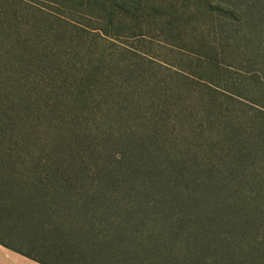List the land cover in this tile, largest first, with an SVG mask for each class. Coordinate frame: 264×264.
I'll use <instances>...</instances> for the list:
<instances>
[{"label":"trees","instance_id":"16d2710c","mask_svg":"<svg viewBox=\"0 0 264 264\" xmlns=\"http://www.w3.org/2000/svg\"><path fill=\"white\" fill-rule=\"evenodd\" d=\"M51 4L53 13L0 0V184L9 194L15 190L40 204L30 191L41 196L70 192L85 204L123 208V220L137 212L146 218L143 214L155 206L134 203L137 191L146 198L173 193L182 212L173 224L182 249L168 246L158 234L127 238L118 229H106L120 240L188 253L183 261L191 264H264V231L255 237L213 234L183 219L187 206H211L213 219L228 220L233 231L234 221L255 222L264 214L256 204L260 194L251 195L263 178L249 169L255 158H264V147L231 120L209 122V134L191 121L181 122L186 103L177 90L187 84L183 76L177 74L172 86L161 77L163 68L128 49L107 47L109 39L141 37L152 25L160 26L164 39L181 40L180 30L168 27L174 20L168 13L160 16V7L148 0ZM221 6L207 7L237 16L233 5ZM171 115L179 118L175 124ZM198 136L230 143L202 149L194 144ZM52 153L56 159L49 157Z\"/></svg>","mask_w":264,"mask_h":264},{"label":"rangeland","instance_id":"374dc122","mask_svg":"<svg viewBox=\"0 0 264 264\" xmlns=\"http://www.w3.org/2000/svg\"><path fill=\"white\" fill-rule=\"evenodd\" d=\"M10 1L22 3L24 6L28 5L32 9L42 12L53 13L55 11L51 4L53 0ZM148 1L160 7L162 12L159 14L160 16L166 18V13H168V16L174 20V24H170L168 27L178 28L183 35L179 38L181 40L164 39V36L159 34L160 26L151 24L150 29L142 30L144 35L141 37L109 39L107 47L114 44L113 48L128 49L148 63L163 68L166 75L161 77L167 76L166 80L172 86L176 85L177 74L183 76V80H186L187 84H180L182 90H177L186 103L185 111L179 114L182 118L181 122L191 121L195 127L199 126V131L202 130L209 134V122L219 121L226 125L231 120L235 128L248 133L247 137L252 133L253 141L257 142L259 147H264V0ZM208 3H211L213 7L220 4L221 7L228 9L233 5L236 8L235 15L237 16H232V18L217 11L211 12L207 7ZM249 6L251 8H248ZM155 20L159 22V18ZM84 28L89 30L86 25ZM177 91L175 93H178ZM189 115L194 119L192 120ZM173 117L171 115L175 124L179 118ZM206 117H208V121L204 120ZM187 125L188 123L185 122L184 127H188ZM175 126L176 129L180 127L179 124ZM192 129L195 128L192 126ZM223 137L225 138V136ZM220 139V137L214 136L210 142H206L203 139L200 140L198 136L194 144L205 149V144L215 146L216 143H230L229 138H225L224 142ZM48 151L49 149L46 150L44 156H47ZM49 157L56 159V153H52ZM255 159L257 160L249 169L255 171L263 179L260 183H256L255 190L251 191V195L260 194L256 198V204L258 208L264 210V158ZM214 160L219 159L214 158ZM89 166L94 167L93 165ZM16 185L20 186L21 183ZM135 190L137 191V189ZM35 192L30 191V196L37 198L45 207L46 205L59 206V209L64 210V213L68 211L72 214L78 213V216L86 217L87 221L94 223L102 221L103 230H106V227L108 229L115 228L125 234L127 238L154 233L158 234L161 239L166 238L168 246L183 248L181 237L175 235L177 232L173 225L176 218L182 217L180 202L173 193H169L166 199L158 193L149 194V197L146 198L147 193L142 190L137 191L139 195L134 199V203H149L155 206L146 210V214H143L146 218H139V214L142 213L137 212L138 216L135 218L123 220L119 218V213L123 212V208L109 209L102 204H85L78 195H73L70 192L61 191L56 195L54 192L48 191L49 193L42 194V196ZM119 203H115V205L122 206ZM209 208L211 206L205 208L198 204L187 206L183 219L192 225L194 223V226L196 223L200 224L196 226L197 228L205 226L206 231L213 234L232 233L236 236L247 234L255 237L264 231V214H260L255 222L234 221L235 227L231 231L226 225L228 220L222 217L213 219ZM222 208H227V206H222ZM22 212H26V209ZM152 217H159V219L153 220ZM111 219H113V224ZM212 219L213 222L210 223ZM115 220L117 225H114ZM254 223L256 225H253ZM111 224L112 226H110ZM155 224L160 225L156 226ZM36 236L39 239H49V233L39 232Z\"/></svg>","mask_w":264,"mask_h":264},{"label":"crops","instance_id":"0c3cea01","mask_svg":"<svg viewBox=\"0 0 264 264\" xmlns=\"http://www.w3.org/2000/svg\"><path fill=\"white\" fill-rule=\"evenodd\" d=\"M59 208L9 194L0 184V264H191L183 261L188 253L120 240L113 230ZM39 232L49 239L37 238Z\"/></svg>","mask_w":264,"mask_h":264}]
</instances>
